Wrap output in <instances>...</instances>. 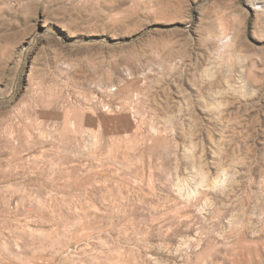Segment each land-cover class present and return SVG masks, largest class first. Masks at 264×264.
Returning a JSON list of instances; mask_svg holds the SVG:
<instances>
[{
	"label": "rangeland",
	"instance_id": "rangeland-1",
	"mask_svg": "<svg viewBox=\"0 0 264 264\" xmlns=\"http://www.w3.org/2000/svg\"><path fill=\"white\" fill-rule=\"evenodd\" d=\"M0 264H264V0H0Z\"/></svg>",
	"mask_w": 264,
	"mask_h": 264
},
{
	"label": "bare ground",
	"instance_id": "bare-ground-1",
	"mask_svg": "<svg viewBox=\"0 0 264 264\" xmlns=\"http://www.w3.org/2000/svg\"><path fill=\"white\" fill-rule=\"evenodd\" d=\"M186 185V184H185ZM216 185H218V184H216Z\"/></svg>",
	"mask_w": 264,
	"mask_h": 264
}]
</instances>
